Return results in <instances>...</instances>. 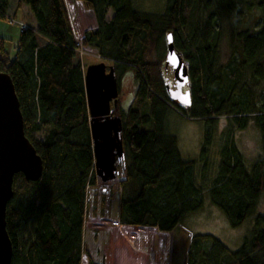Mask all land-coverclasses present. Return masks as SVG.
Listing matches in <instances>:
<instances>
[{"label":"trees","instance_id":"1","mask_svg":"<svg viewBox=\"0 0 264 264\" xmlns=\"http://www.w3.org/2000/svg\"><path fill=\"white\" fill-rule=\"evenodd\" d=\"M11 1L0 0L1 20L8 19ZM80 1L96 25L79 39L65 0H17L34 24L19 31L12 56L5 48L7 39L0 37V72L13 81L24 134L43 162L37 181H27L21 173L13 177L14 193L6 206L11 264H83V255L86 264H104L84 243L96 174L76 40L110 61L119 75L120 185L123 191L129 183L136 189L133 196L121 198L117 222L171 232L203 207L206 194L231 227L249 218L252 227L234 250L211 234L193 235L181 264H264V214L256 213L264 192V0H163L157 12L137 8L134 0ZM244 9L261 11L258 28L240 26ZM169 32L188 66L189 107L167 93L162 43ZM225 32L228 59L220 63ZM127 74L133 90L124 109L120 83ZM172 105L183 117L203 124L196 160H184L177 138L165 129ZM251 124L259 133L260 152L248 166L234 137ZM214 142L218 158L205 187Z\"/></svg>","mask_w":264,"mask_h":264},{"label":"rangeland","instance_id":"2","mask_svg":"<svg viewBox=\"0 0 264 264\" xmlns=\"http://www.w3.org/2000/svg\"><path fill=\"white\" fill-rule=\"evenodd\" d=\"M65 3L75 35L79 39L84 30L95 27L94 15L80 0H65ZM134 4L139 9L157 12L162 9L163 0H134ZM7 13L8 18L12 17L16 23L23 21L28 26L32 25L33 20L28 8L18 6L17 0L11 1ZM110 16L111 12L108 13V18ZM240 19V26L250 28H258L263 21L261 11H248V9L243 10ZM18 33L19 29L16 24H10L8 19H0V34L7 38L5 48L11 56L15 52ZM222 38L219 61L225 63L228 59V36L226 32ZM162 48L165 64L167 51L165 38ZM77 58L81 61L84 69L88 64L100 61L111 65L110 61L102 59L91 47H84V54L81 56L78 54ZM165 76L168 84L172 86L174 80L170 68L165 69ZM116 77L119 78L118 73H116ZM120 85L121 105L122 108L126 109L130 104L133 90L132 82L129 81V74L121 79ZM172 106L171 112L167 114L164 121L165 129L177 138L181 157L184 160H196L200 153L203 138V124L201 121L183 117L180 108ZM234 141L249 166L260 152L258 130L251 124L246 129L237 131ZM217 147V142H214L209 149L210 162L207 165L205 187L209 183V177L214 174L218 158ZM119 170L118 177L107 182L96 177V185L90 188L87 200V217L84 224L85 248L89 249L88 253L96 256L95 258L100 259L104 264H181L193 235L211 234L234 250L240 246L244 236L248 235L252 227V218L247 219L239 227H231L225 215L210 203L206 194L203 207L189 214L171 232H160L152 227L118 226L115 222H117L119 202L123 196H133L136 189L133 184L129 183L124 191L122 190L120 182L124 179V172L121 164ZM101 193H104L102 195L104 196L102 207ZM256 213L264 214V192L260 197ZM83 259V264H86L85 255H83Z\"/></svg>","mask_w":264,"mask_h":264},{"label":"water","instance_id":"3","mask_svg":"<svg viewBox=\"0 0 264 264\" xmlns=\"http://www.w3.org/2000/svg\"><path fill=\"white\" fill-rule=\"evenodd\" d=\"M165 67L170 68L174 83L166 85L169 98L189 107L188 66L176 50L172 33L166 34ZM84 87L90 118V132L96 177L107 182L118 177L119 161L124 159L122 119L117 113L118 81L113 65L104 61L84 69ZM43 170L41 157L24 134L23 117L13 81L0 72V264H11L12 242L6 228V206L13 197V177L23 174L37 181Z\"/></svg>","mask_w":264,"mask_h":264},{"label":"built area","instance_id":"4","mask_svg":"<svg viewBox=\"0 0 264 264\" xmlns=\"http://www.w3.org/2000/svg\"><path fill=\"white\" fill-rule=\"evenodd\" d=\"M9 23L10 24H16L18 26L19 31H22L23 29L26 28L27 24L23 21L20 22H14V20L12 19V17H10V19L8 18ZM76 47H77V53L81 56L82 54H84V47L81 45L79 40H76Z\"/></svg>","mask_w":264,"mask_h":264},{"label":"crops","instance_id":"5","mask_svg":"<svg viewBox=\"0 0 264 264\" xmlns=\"http://www.w3.org/2000/svg\"><path fill=\"white\" fill-rule=\"evenodd\" d=\"M22 7H26L25 5H22ZM27 8V7H26ZM34 24V22L32 21V25ZM0 37L1 38H5V39H7L4 35H1L0 34ZM116 224H118V226H121V224H119V223H117V222H115ZM87 251L89 250V249H86ZM90 254V253H89ZM97 262H101V260L100 259H98V258H95L92 254H90ZM84 260V259H83ZM184 261V260H183ZM106 262V261H105Z\"/></svg>","mask_w":264,"mask_h":264}]
</instances>
